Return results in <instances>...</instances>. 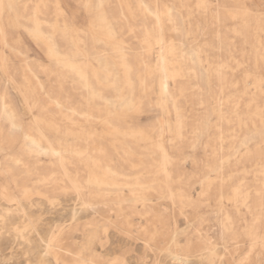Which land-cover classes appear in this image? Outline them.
<instances>
[{"label":"rangeland","instance_id":"1","mask_svg":"<svg viewBox=\"0 0 264 264\" xmlns=\"http://www.w3.org/2000/svg\"><path fill=\"white\" fill-rule=\"evenodd\" d=\"M263 96L264 0H0V264H264Z\"/></svg>","mask_w":264,"mask_h":264},{"label":"bare ground","instance_id":"2","mask_svg":"<svg viewBox=\"0 0 264 264\" xmlns=\"http://www.w3.org/2000/svg\"><path fill=\"white\" fill-rule=\"evenodd\" d=\"M27 1V0H26ZM24 6V5H23ZM42 11V10H41ZM32 25V24H31ZM60 26V25H59ZM220 27V26H219ZM30 28H31V26H30ZM41 29V28H40ZM19 38V37H18ZM35 40V39H34ZM36 41V40H35ZM3 52V51H2ZM59 52V51H58ZM64 53V52H63ZM131 55V54H130ZM29 66V65H28ZM142 67V66H141ZM226 70V69H225ZM135 71V70H134ZM95 76V75H94ZM100 79V78H99ZM101 81V80H100ZM101 83V82H100ZM93 85V84H92ZM96 85V84H95ZM13 87V86H12ZM90 91V90H89ZM91 92H92V94L93 93H96L95 92V90L94 89H91ZM95 96V95H94ZM264 97V96H263ZM44 99V98H43ZM126 99V98H125ZM143 99H145V98H143ZM130 100V99H129ZM121 101V100H120ZM133 100H131V102H132ZM149 101V100H148ZM117 102V101H116ZM131 102L130 101H127L125 104L123 103V101L120 103L119 101H118V106L120 105V106H129V104H131ZM251 102V101H250ZM253 102V101H252ZM108 103V102H107ZM115 104V103H114ZM254 107H256L255 105H254ZM264 108V107H263ZM5 109H7V108H5ZM75 109V108H74ZM256 109V108H255ZM258 109V108H257ZM8 110V109H7ZM6 114V113H5ZM12 118H14V117H12ZM104 118H106V117H104ZM1 119V118H0ZM14 121V120H13ZM72 121V120H71ZM255 121V120H254ZM253 121V122H254ZM73 122V121H72ZM9 123V122H8ZM71 124V123H70ZM157 124V123H156ZM11 126V125H10ZM13 126H15L14 124H13ZM261 127V126H260ZM28 128V127H27ZM14 129V128H13ZM219 129V128H218ZM12 130V129H11ZM23 130V129H22ZM26 130H24V132H25ZM10 132V131H9ZM12 132H13V130H12ZM19 132V131H18ZM165 132V131H164ZM23 133V132H22ZM11 134H13V133H11ZM39 134V133H38ZM135 133H134V131L133 132H128V134L127 135H129V136H133ZM0 135H1V133H0ZM3 135V134H2ZM6 135V134H5ZM31 135V134H30ZM4 136V135H3ZM27 136V135H26ZM34 136V135H33ZM42 136V135H41ZM3 138V137H2ZM17 138V137H16ZM29 138V137H28ZM45 138V137H44ZM6 140V139H5ZM42 140H43V137H42ZM4 141V140H3ZM2 141V142H3ZM10 141V140H9ZM14 141V140H13ZM18 141V140H17ZM20 141V140H19ZM28 141V140H27ZM30 141H32V140H30ZM44 141V140H43ZM38 142V141H37ZM40 142V141H39ZM45 142V141H44ZM5 143V142H4ZM7 143H9V142H7ZM7 143H5V144H7ZM61 143V142H60ZM191 143V142H190ZM4 144V145H5ZM9 144H11V143H9ZM37 144V143H36ZM62 145V144H61ZM11 146V145H10ZM31 146V145H30ZM46 146V145H45ZM70 146V145H69ZM4 147V146H3ZM12 147V146H11ZM44 147V146H43ZM48 147V146H47ZM63 147V146H62ZM68 147V146H67ZM71 147H73L72 145H71ZM264 148V147H263ZM4 149V148H3ZM11 149V148H10ZM91 149V148H90ZM17 150V149H16ZM257 150V149H256ZM1 151V150H0ZM12 151V150H11ZM45 152L48 154V155H51L53 158H55V161L57 160H62V158L64 157L63 156V154H62V151L60 150V149H56L54 146L52 147V146H50L48 149H46L45 150ZM225 152V151H224ZM9 153V152H8ZM13 153V152H12ZM16 153H17V151H16ZM28 154V153H27ZM32 155V154H31ZM21 157V156H20ZM5 158V157H4ZM13 158V157H12ZM9 159V158H8ZM93 159V158H92ZM97 159V158H96ZM7 160V159H6ZM13 161V160H12ZM15 161V160H14ZM96 161V160H95ZM3 163V162H2ZM15 163V162H14ZM9 165H10V163H9ZM16 166H17V164H16ZM19 167V166H18ZM28 167V166H27ZM52 167V166H51ZM15 168V167H14ZM17 169V168H16ZM28 170V169H27ZM44 170V169H43ZM8 171H12V172H14V170H13V168L11 169L10 167L8 168V167H4V166H1L0 167V173L1 174H5V173H7ZM19 171V170H18ZM21 171V170H20ZM30 172V171H29ZM36 172V171H35ZM68 172V171H67ZM94 172H96V170L94 171ZM37 173V172H36ZM92 173H93V170H92ZM98 173V172H97ZM9 174V173H8ZM45 174V173H44ZM55 174V173H54ZM25 175V174H24ZM93 175V174H92ZM6 176V175H5ZM9 176H10V174H9ZM8 176V177H9ZM21 176V175H20ZM29 176H31V175H29ZM39 176V175H38ZM22 177V176H21ZM58 177V176H57ZM13 178V177H12ZM18 178H19V176H18ZM41 178V177H40ZM15 179V178H14ZM12 180L14 183H15V186L17 187L18 186V184L15 182V180ZM31 179V178H30ZM19 180H20V178H19ZM49 180H51V179H49ZM53 180V179H52ZM8 181V180H7ZM22 181V180H21ZM56 181V180H55ZM3 182H4V180H3ZM29 182V181H28ZM52 182H54V181H52ZM63 182V181H62ZM12 183V182H11ZM11 183H1V187L2 188H7ZM47 183H48V181H47ZM47 183H45V184H47ZM30 184V183H29ZM58 184V183H57ZM54 185V184H53ZM52 185V186H53ZM65 185V184H64ZM32 186H34V185H32ZM38 186V185H37ZM12 187V186H11ZM43 187V186H42ZM48 187V186H47ZM46 187V188H47ZM55 187V186H54ZM58 187V186H57ZM113 187V186H112ZM166 187V186H165ZM22 188L25 190V191H27V190H29L30 189V187L29 186H27V185H24V186H22ZM36 189V188H35ZM1 190V189H0ZM17 190V189H16ZM31 190V189H30ZM37 190V189H36ZM89 190V189H88ZM2 191H4V190H2ZM21 191V190H20ZM218 191H220V190H218ZM29 192H31V191H29ZM38 192H39V190H38ZM59 192V191H58ZM2 193V192H1ZM32 193V192H31ZM40 193V192H39ZM53 193V192H52ZM62 193V192H61ZM7 194V193H6ZM41 194H43V193H41ZM59 194V193H58ZM58 194H56V195H58ZM8 195V194H7ZM60 195H62V194H60ZM1 196V195H0ZM6 197V196H5ZM9 198V200H8V207H6L5 208V212L7 213V215H10V214H12L11 215V218H13V219H15V218H25V217H29L30 218V216H29V212L27 211V209H26V207H25V201H26V203H28V205H29V207H31V206H33V204L31 203V201H30V199L27 201V200H24V199H22V198H20L19 196H16V195H13V194H11V195H9L8 196ZM169 198V197H168ZM5 199V198H4ZM44 200L48 203V204H55V203H60V198H56V197H52V198H48V199H45L44 198ZM6 201V200H5ZM158 201V200H157ZM10 202H12V203H10ZM81 204L83 205V207H85L86 208V206H87V204H86V202L85 201H82L81 202ZM226 213V212H225ZM105 214V213H104ZM103 214V215H104ZM225 216V215H224ZM111 217V216H110ZM113 218V217H112ZM183 218V217H182ZM226 218V217H225ZM0 219H1V217H0ZM227 219H229L228 217H227ZM113 220V219H112ZM199 221V220H198ZM61 222V221H60ZM174 223V222H173ZM30 228V230H31V233L34 235V236H38V237H40V234H39V232H38V230L35 228V226H34V224H33V222L32 221H30V219H28L27 220V223H26V225H25V229L26 228ZM62 228V227H61ZM12 229H13V233H14V236L16 237V236H18V237H20L21 239H24L25 238V235L23 234V232L15 225V224H13V226H12ZM70 229V228H69ZM87 230H89V229H87ZM59 231V230H58ZM61 231V230H60ZM97 231V230H96ZM256 231V230H255ZM53 232V231H52ZM65 232V231H64ZM83 232V231H82ZM4 233H6L5 231H3V227H0V237H3V238H7L8 236L7 235H4ZM60 233V232H59ZM68 233V232H67ZM29 234V233H28ZM45 234H47V233H45ZM66 234V233H65ZM60 236H61V234H59ZM67 236V235H66ZM65 236V237H66ZM83 236V235H82ZM98 236V235H97ZM63 237V236H62ZM58 237L56 236V233H52V235H50V239H49V241H45V242H43V251H42V253H43V255L44 256H47L48 254H54V257H53V259L55 260V262H56V264H70V263H66L65 261H63V260H61V258H59V252L61 251H65V252H69V253H73V252H75V253H77V254H80L81 253V250H74L73 248H71V247H66V243L65 244H63V242H62V239L60 238V240L58 241V240H56ZM65 239H68V238H65ZM171 239V238H170ZM26 241V240H25ZM55 241H57V242H55ZM91 242H92V239H91ZM84 243V242H83ZM178 243V242H177ZM86 244V243H85ZM80 245V244H79ZM81 246V245H80ZM85 247V246H84ZM88 247V246H87ZM112 247V246H111ZM34 248V247H33ZM54 248H56V249H54ZM77 248V247H76ZM216 248V247H215ZM82 249V248H81ZM112 249V248H111ZM205 250V249H204ZM83 252V251H82ZM85 252V251H84ZM85 253H87V252H85ZM177 253V252H176ZM199 253V252H198ZM197 253V254H198ZM103 254V253H102ZM201 255H202V253H200ZM65 255V254H64ZM199 255V254H198ZM200 255V256H201ZM81 256V255H80ZM205 256H206V254H205ZM184 259L182 260L181 259V257L180 256H178V255H176V257H175V259L176 260H178V261H180V262H186V261H190V259H189V257H188V255H183L182 256ZM2 258V257H1ZM68 258V257H67ZM98 258V257H97ZM97 258H95V259H97ZM64 259V258H63ZM74 259V258H73ZM41 260V259H40ZM88 260H90V259H88ZM98 261V260H97ZM106 261V260H105ZM103 263V262H102ZM122 262L120 261V258L119 257H117V256H114V257H112V260H111V262L109 263V264H121ZM178 263V262H177ZM54 264V263H53ZM73 264H89V263H87L86 262V259H84V258H82V257H79L78 259H76L75 260V263H73ZM90 264H94V263H90ZM100 264V263H99ZM185 264V263H184Z\"/></svg>","mask_w":264,"mask_h":264}]
</instances>
